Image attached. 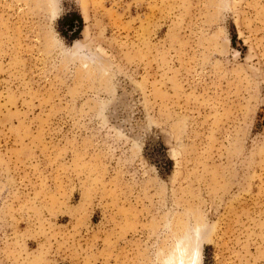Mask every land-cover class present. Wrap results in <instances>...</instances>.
<instances>
[{"label":"rangeland","instance_id":"rangeland-1","mask_svg":"<svg viewBox=\"0 0 264 264\" xmlns=\"http://www.w3.org/2000/svg\"><path fill=\"white\" fill-rule=\"evenodd\" d=\"M181 239L264 264V0H0V264Z\"/></svg>","mask_w":264,"mask_h":264},{"label":"bare ground","instance_id":"bare-ground-1","mask_svg":"<svg viewBox=\"0 0 264 264\" xmlns=\"http://www.w3.org/2000/svg\"><path fill=\"white\" fill-rule=\"evenodd\" d=\"M184 239L178 241L177 245L165 258L164 264H197V250L195 247H187ZM192 245V244H191ZM171 261V263H169Z\"/></svg>","mask_w":264,"mask_h":264},{"label":"trees","instance_id":"trees-1","mask_svg":"<svg viewBox=\"0 0 264 264\" xmlns=\"http://www.w3.org/2000/svg\"><path fill=\"white\" fill-rule=\"evenodd\" d=\"M61 26L64 28L65 32L75 34L82 30V19L79 14H74L72 16L66 15L62 19ZM61 33L63 34V31H61Z\"/></svg>","mask_w":264,"mask_h":264},{"label":"water","instance_id":"water-1","mask_svg":"<svg viewBox=\"0 0 264 264\" xmlns=\"http://www.w3.org/2000/svg\"><path fill=\"white\" fill-rule=\"evenodd\" d=\"M191 264V263H190Z\"/></svg>","mask_w":264,"mask_h":264}]
</instances>
